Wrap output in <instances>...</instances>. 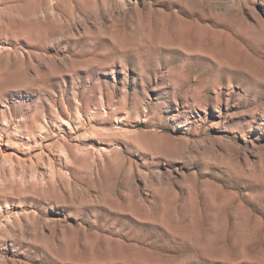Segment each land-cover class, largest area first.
I'll return each instance as SVG.
<instances>
[{
  "label": "rangeland",
  "instance_id": "rangeland-1",
  "mask_svg": "<svg viewBox=\"0 0 264 264\" xmlns=\"http://www.w3.org/2000/svg\"><path fill=\"white\" fill-rule=\"evenodd\" d=\"M0 264H264V0H0Z\"/></svg>",
  "mask_w": 264,
  "mask_h": 264
},
{
  "label": "bare ground",
  "instance_id": "bare-ground-1",
  "mask_svg": "<svg viewBox=\"0 0 264 264\" xmlns=\"http://www.w3.org/2000/svg\"><path fill=\"white\" fill-rule=\"evenodd\" d=\"M115 16V15H114Z\"/></svg>",
  "mask_w": 264,
  "mask_h": 264
}]
</instances>
